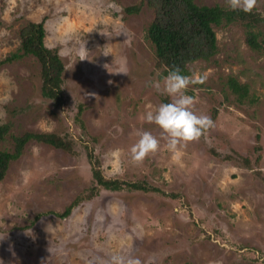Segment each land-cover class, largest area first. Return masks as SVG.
Listing matches in <instances>:
<instances>
[{
  "label": "rangeland",
  "instance_id": "rangeland-1",
  "mask_svg": "<svg viewBox=\"0 0 264 264\" xmlns=\"http://www.w3.org/2000/svg\"><path fill=\"white\" fill-rule=\"evenodd\" d=\"M194 1L228 8L225 0ZM141 3L0 0V125L11 124L13 136H65L74 148L32 141L10 164L0 182L3 264H111L114 255L140 264H264V47L254 50L240 24L214 27L217 54L186 74L204 78L186 94L214 127L173 152L145 119L172 98L150 85L167 74L147 38L154 10ZM254 10L264 17V0ZM43 21L44 43L65 67L60 107L40 94L38 59L14 58L21 28ZM255 31L263 42L264 25ZM230 79L247 87L242 103ZM144 131L160 147L134 163L130 148ZM12 149L8 136L0 150ZM87 151L104 178L157 190L97 187ZM71 206L68 217L56 216Z\"/></svg>",
  "mask_w": 264,
  "mask_h": 264
},
{
  "label": "trees",
  "instance_id": "trees-1",
  "mask_svg": "<svg viewBox=\"0 0 264 264\" xmlns=\"http://www.w3.org/2000/svg\"><path fill=\"white\" fill-rule=\"evenodd\" d=\"M154 10L155 16L148 30L147 38L155 48L156 57L160 67L165 68L166 74L176 66L180 67L182 74L186 75L188 66L198 60H210L217 54L218 46L214 27L240 24L247 34V43L254 50H262L264 41L259 42L261 32L257 28L264 25V17L257 11L245 13L242 10H231L220 5H197L194 0H142ZM140 7L128 8L127 12L135 13ZM46 37L45 22L28 23L20 30L22 41L21 52L14 54L15 59L33 55L41 64L40 94L43 98L52 101L60 107L66 103L63 72L64 64L58 50L48 49L44 43ZM263 43V45H262ZM229 87L238 101L242 103L247 97V87L240 85L235 79L229 80ZM80 122V117L77 116ZM12 125H0V144L8 136L13 138L12 151L0 150V182L6 177L10 164L18 160L24 153L26 146L36 141L50 145L54 148L72 153L73 144L67 137L54 133L25 132L20 136L11 134ZM92 167V175L97 187L115 192L122 189L139 191H156V188L146 183H128L104 178L95 160L93 152L87 151ZM248 166V164H247ZM97 191L96 185L93 192ZM92 194V193H91ZM77 205L75 202L74 206ZM73 206L66 209L63 214H56L61 218L68 217Z\"/></svg>",
  "mask_w": 264,
  "mask_h": 264
},
{
  "label": "clouds",
  "instance_id": "clouds-1",
  "mask_svg": "<svg viewBox=\"0 0 264 264\" xmlns=\"http://www.w3.org/2000/svg\"><path fill=\"white\" fill-rule=\"evenodd\" d=\"M225 3L231 10H242L245 13H251L258 6V0H225ZM157 77H160V73H157ZM197 83H204V78L184 75L178 66L170 69L162 78L150 82L157 92L172 99L169 103L160 104L155 111H148L145 119L162 129L167 146L173 152L188 142L198 141L214 127V121L209 115L197 114L196 101L186 94L189 86ZM160 143V139L151 131L142 132L138 141L130 148L132 162H143L150 154L159 150ZM0 264H3V261H0ZM111 264H140V261L132 257L126 259L121 255H114Z\"/></svg>",
  "mask_w": 264,
  "mask_h": 264
}]
</instances>
